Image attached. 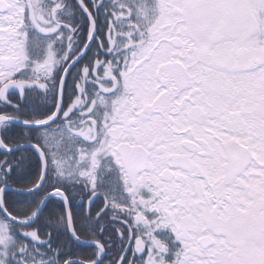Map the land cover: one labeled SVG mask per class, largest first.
<instances>
[{
  "label": "snow or ice",
  "instance_id": "1",
  "mask_svg": "<svg viewBox=\"0 0 264 264\" xmlns=\"http://www.w3.org/2000/svg\"><path fill=\"white\" fill-rule=\"evenodd\" d=\"M0 153V264H264V0H0Z\"/></svg>",
  "mask_w": 264,
  "mask_h": 264
},
{
  "label": "trees",
  "instance_id": "2",
  "mask_svg": "<svg viewBox=\"0 0 264 264\" xmlns=\"http://www.w3.org/2000/svg\"><path fill=\"white\" fill-rule=\"evenodd\" d=\"M3 26L7 27V25H5V24ZM33 103H35V101H33ZM13 130L16 133H20L21 131H23V125H15V126H13ZM3 155H4L3 153H0V158H3ZM34 162H35V157H33V164H34ZM33 171H34L33 166H29L25 169L24 172L20 173V176L26 177L29 173H31ZM26 186H29V185H27L26 181L14 178L13 187L20 188V187H26ZM10 196H12L13 199H16V197L12 193H10ZM80 206H81V204H80L79 200L77 199V201L74 202V208L76 210H79L81 208ZM58 209H59V202L56 201L53 204H50L47 209H45L44 215L48 216L51 211L58 210ZM40 225L41 226L43 225V217L41 218ZM83 238L84 237H82V239ZM88 238H92V237H88ZM61 239H66V237L61 235ZM70 247L72 248V250L74 252L73 258H76V259L85 258L87 256V254L91 251L90 247L87 248L83 244H78V243H71L70 242Z\"/></svg>",
  "mask_w": 264,
  "mask_h": 264
},
{
  "label": "flooded vegetation",
  "instance_id": "3",
  "mask_svg": "<svg viewBox=\"0 0 264 264\" xmlns=\"http://www.w3.org/2000/svg\"><path fill=\"white\" fill-rule=\"evenodd\" d=\"M80 207H82V205H81ZM93 210H94V211L96 210V206H95V205L93 206ZM87 239L90 240V239H92V238H88V237H87ZM84 246L87 247V248L89 247L87 244H85Z\"/></svg>",
  "mask_w": 264,
  "mask_h": 264
},
{
  "label": "rangeland",
  "instance_id": "4",
  "mask_svg": "<svg viewBox=\"0 0 264 264\" xmlns=\"http://www.w3.org/2000/svg\"><path fill=\"white\" fill-rule=\"evenodd\" d=\"M5 25H7V24H5Z\"/></svg>",
  "mask_w": 264,
  "mask_h": 264
}]
</instances>
